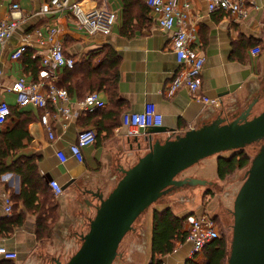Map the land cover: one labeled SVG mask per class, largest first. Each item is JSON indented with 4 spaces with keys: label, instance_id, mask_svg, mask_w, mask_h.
Wrapping results in <instances>:
<instances>
[{
    "label": "crops",
    "instance_id": "1",
    "mask_svg": "<svg viewBox=\"0 0 264 264\" xmlns=\"http://www.w3.org/2000/svg\"><path fill=\"white\" fill-rule=\"evenodd\" d=\"M46 1L0 0V19L8 17L13 2L19 4L23 15L11 36L0 42L3 71L0 75V101L7 102L12 111L0 127L11 128L20 118L29 119V138L24 140L25 146L18 153L35 159L38 174L46 179L47 184L36 203L27 206L17 196L22 187L21 176L14 170L0 175V188L8 192L12 201V211L7 213L0 197V246L16 252L15 258L0 254V264H56V260L64 263L69 258L99 204V199L87 190L106 196L121 177V169L132 166L148 150L147 142L143 140V133L147 130L142 129L138 136H127L121 124L122 112L140 111L146 103H154L162 114L164 131L153 133L152 140L163 141L168 136L198 128L218 116L234 117L252 100L258 101L259 91L264 86V0H247L248 13L243 19L222 11L208 12L206 0H188L190 16L196 24L192 46L205 58L201 84L196 92L183 85L174 90L169 88L171 79L180 68L171 49L172 32L159 29L155 15L140 0H108L116 19L111 32L106 35L86 34L74 25L66 10L52 8L42 12ZM51 28L56 29L52 35ZM56 42L62 44L67 56L81 65V72L78 67L70 77L63 75L65 68L61 67L45 80L56 86L58 80L77 84L68 90L58 86L67 90L68 97L63 104L70 115L77 112L73 116L58 113L52 104L46 109L31 104L18 106L15 93L10 89L19 77L26 81L34 79L30 71L24 69L22 58L31 54L41 60ZM19 46H25L26 53L23 57L11 58ZM255 46L261 50L252 56L251 49ZM100 60L105 61L108 72L117 74L116 96L111 100L107 91L97 89L105 106L82 110L77 103L88 92L86 71ZM200 94L216 97L218 103H203L196 99ZM238 105L243 107L236 110ZM44 112H47V125L41 121ZM85 128L94 129L96 139L83 148V160L69 156L65 162H60L57 152L69 154V145ZM49 130L53 132V138L49 137ZM50 180H56L62 186L61 194H54L49 186ZM190 193L193 201V191ZM184 194L180 197L189 200ZM47 196H53L57 205L54 219L48 215ZM209 197L203 194L201 204L196 207L184 205V202L176 207L178 215L191 214L184 228L193 215L209 212L205 206ZM17 214L21 215L18 223L14 221ZM41 217L48 225L43 234L39 233ZM147 221L149 242L152 212ZM190 249V242H183L174 252L163 257V264H184ZM204 261L205 257L201 262Z\"/></svg>",
    "mask_w": 264,
    "mask_h": 264
},
{
    "label": "water",
    "instance_id": "2",
    "mask_svg": "<svg viewBox=\"0 0 264 264\" xmlns=\"http://www.w3.org/2000/svg\"><path fill=\"white\" fill-rule=\"evenodd\" d=\"M257 99L232 119L218 116L198 128L152 140L162 126L149 127L143 140L148 150L103 196L87 190L99 199L87 231L80 234V244L66 262L56 264H112L119 243L132 229L136 218L151 204L175 187L205 185V179L178 174L204 157L224 151H236L261 141L250 161L245 178L232 206L233 224L226 264H264V109L251 116ZM65 187V186H64Z\"/></svg>",
    "mask_w": 264,
    "mask_h": 264
},
{
    "label": "built area",
    "instance_id": "3",
    "mask_svg": "<svg viewBox=\"0 0 264 264\" xmlns=\"http://www.w3.org/2000/svg\"><path fill=\"white\" fill-rule=\"evenodd\" d=\"M148 8L156 17L158 28L163 31L172 32V51L180 68L170 81L171 90L183 85L190 91L196 92L201 84V73L205 58L192 46V40L196 29V24L190 16V2L185 0L179 3L177 0H144ZM89 4L86 5L85 3ZM68 11L74 25L83 30L86 34H103L111 32L116 19V13L109 7L108 0H47L42 6L41 11L47 12L51 9ZM208 12L222 11L233 15L237 19H243L248 13L247 0H206ZM23 15L19 4H10L8 17L0 19V42H4L11 36L18 22ZM55 28L50 29V34H54ZM41 36V32L37 31ZM25 46L17 47L11 54V58H19ZM260 47L255 46L251 49V55L256 56L260 52ZM74 59L64 53L60 42L54 43L48 54L41 58V70L37 81H26L24 77H19L10 87L15 93L18 106L31 104L37 108L46 109L52 104L58 113L65 116L70 115L69 109L63 104L68 97L65 88L56 86L48 79L54 72L61 67H72ZM0 64V75L2 73ZM197 100L206 104H217L218 98L209 97L204 94L196 96ZM82 110H94L105 106L96 91L87 93L77 103ZM10 116V107L7 102L0 101V126L3 125ZM162 114L157 106L148 102L140 111L126 110L121 114V124L126 130L127 136H138L141 130L149 127L160 126L162 124ZM41 121L47 125V112L41 115ZM49 137L54 134L49 130ZM96 139L94 129L85 128L77 133L76 139L69 145V154L63 151L57 152L60 162H65L69 156L78 161L83 160V148ZM54 194L59 195L63 192L62 186L56 180H50ZM0 197L5 206V211H12V201L10 195L4 188H0ZM186 241L190 242L191 249L188 254L190 260L201 262L204 259L202 249L208 242L220 236L213 216L207 211L195 214L188 221ZM180 245L177 244L176 247ZM0 254L6 258H15L16 252L9 251L0 246Z\"/></svg>",
    "mask_w": 264,
    "mask_h": 264
},
{
    "label": "trees",
    "instance_id": "4",
    "mask_svg": "<svg viewBox=\"0 0 264 264\" xmlns=\"http://www.w3.org/2000/svg\"><path fill=\"white\" fill-rule=\"evenodd\" d=\"M148 7L144 0H140ZM26 49L20 57L26 53ZM74 59V58H73ZM40 62L38 57H32L27 54L22 58V65L25 70H29L32 74V81H37V75L40 72ZM80 67L74 59L72 67H64L63 75L72 76ZM86 89L88 92L103 89L110 95L111 100L116 96V85L118 77L116 73H110L107 70L104 60L91 65L87 71ZM57 86H63L67 90L72 89L77 84L65 82H56ZM87 92V93H88ZM50 105V104H49ZM10 107V106H9ZM20 114L17 110L14 111ZM13 112V113H14ZM10 107V115H11ZM28 118H20L11 128L0 127V175L8 170H14L21 176L22 187L17 195L27 206L36 203L39 198V193L47 188L46 179L42 178L37 171V165L33 157L19 154L18 150L25 146L24 140L29 138L27 129ZM251 161L250 156L245 151V148L236 150L230 155H218L217 157V179L225 180L229 175L237 169L245 168ZM48 198V215L54 219L56 213V203L53 196ZM44 213V211L42 212ZM191 214L178 215V211L171 205L166 204L161 208L154 207L152 209V224L150 237V257L148 264H163V257L175 251L177 244H182L186 241L187 229L184 228L186 219ZM20 214H17L15 222H20ZM40 226L39 233L43 234L48 225H45L44 217ZM214 220L216 216L214 217ZM50 227V226H49ZM230 245L224 237L208 242L202 249L205 257L204 262L187 259L184 264H226L229 255Z\"/></svg>",
    "mask_w": 264,
    "mask_h": 264
},
{
    "label": "rangeland",
    "instance_id": "5",
    "mask_svg": "<svg viewBox=\"0 0 264 264\" xmlns=\"http://www.w3.org/2000/svg\"><path fill=\"white\" fill-rule=\"evenodd\" d=\"M259 93L260 94L258 101L252 107V111L250 114L251 116L258 114L261 110L264 109V86L261 88ZM242 107L243 105H238L236 110H240ZM232 118L233 117L231 115L227 117V119ZM260 145L261 141H257L245 147V151L248 153L251 159L258 151ZM233 152L235 151H224L221 153L209 155L202 158L189 168L180 172L177 178H183L186 175H193V177L205 179L210 183H207L205 185H185L181 187H175L169 193L163 195L157 201L151 204L145 211H143V213H141L136 218V220L132 224V229L125 234V236L119 243L117 256L115 257L112 264H146L147 259L150 256V241L148 242L147 238V229L149 228V223L147 219L150 216L152 209L154 207L161 208L165 206L166 203H171L172 206L177 210L176 207L178 205H182L181 202H184V205L196 207L197 205L201 204L203 194H207L210 196L209 200L205 202V206H207V209H209V213L212 216H216L215 222L218 232L221 237H224L226 239L229 247L232 236L233 200L245 178L246 170L249 167V165H247L245 168L237 169L225 180L219 181L216 175L217 157L218 155L227 156L232 154ZM192 191L194 194L193 201L191 200L190 196V192ZM182 193L187 194L189 196V200H187L186 197V200L184 198L182 199L180 197ZM199 209L201 210V208ZM87 228L88 225L86 224V226L84 227V232L87 231ZM79 244L80 240L78 246L72 250V254L79 247Z\"/></svg>",
    "mask_w": 264,
    "mask_h": 264
}]
</instances>
